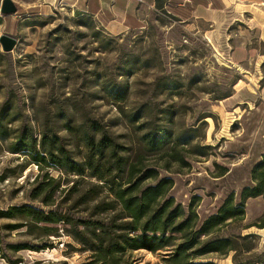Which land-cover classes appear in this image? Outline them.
I'll use <instances>...</instances> for the list:
<instances>
[{"label":"rangeland","instance_id":"374dc122","mask_svg":"<svg viewBox=\"0 0 264 264\" xmlns=\"http://www.w3.org/2000/svg\"><path fill=\"white\" fill-rule=\"evenodd\" d=\"M236 3L264 16V0ZM192 24L157 20L113 35L91 18L57 12L0 26V36L17 41L10 53L0 48V264H90V229L117 215L106 210L112 191L147 170L157 179L140 188L172 179L168 197L191 206L198 226L230 195L241 201L264 155V41L234 23L232 45L246 39L254 53L239 63L203 23ZM22 206L65 223L2 215ZM263 214L262 197L246 199L244 219L208 239L257 233L236 261H264ZM233 255L193 262L233 264ZM159 257L126 255L131 264Z\"/></svg>","mask_w":264,"mask_h":264},{"label":"trees","instance_id":"16d2710c","mask_svg":"<svg viewBox=\"0 0 264 264\" xmlns=\"http://www.w3.org/2000/svg\"><path fill=\"white\" fill-rule=\"evenodd\" d=\"M134 172L135 167L131 165L130 175ZM157 176V171L147 170L128 188L112 191L113 200L107 204L106 210L116 212L117 215L106 224H93L90 229L88 250L93 252L94 259L90 264H131L126 255L134 251L159 254L158 264H214L194 263L193 260L211 254L226 256L230 252L234 254L233 264H264V261H236L240 252L246 254L254 249L252 245L242 244L246 240H254V234L208 239L221 228L244 219L246 199L262 197L264 201V155L252 169L253 186L242 190L241 201L234 204L233 195H230L217 212L200 226L197 225V216L191 206L185 211L172 197H168L173 187L172 179L163 178L154 185L140 188L141 182L155 180ZM16 213L24 214L34 222L65 223V216L55 218L53 213L45 214L27 206L12 207L2 215L10 218ZM261 222L257 226L259 229L263 228L264 214Z\"/></svg>","mask_w":264,"mask_h":264},{"label":"crops","instance_id":"0c3cea01","mask_svg":"<svg viewBox=\"0 0 264 264\" xmlns=\"http://www.w3.org/2000/svg\"><path fill=\"white\" fill-rule=\"evenodd\" d=\"M55 1L58 0H12L16 6V13L0 14V26L13 27L18 22L53 16L57 13L53 9ZM61 1L64 6L61 14L76 18H91L113 35L142 30L157 20H163L170 27L177 26L185 29L191 28L192 23L201 22L206 26L202 30L205 36L209 35L214 43L220 44L223 49L228 48L226 52L229 57L237 59L239 63L253 58L254 53L247 47L246 39L232 45V38L239 36L231 33L234 23L244 24L247 33L257 30L259 38L264 41V16L247 9L250 5L237 4L239 0ZM238 6L242 9L237 8Z\"/></svg>","mask_w":264,"mask_h":264},{"label":"water","instance_id":"95a60500","mask_svg":"<svg viewBox=\"0 0 264 264\" xmlns=\"http://www.w3.org/2000/svg\"><path fill=\"white\" fill-rule=\"evenodd\" d=\"M16 13V6L12 0H2L0 5V14L12 15ZM17 41L15 38L8 35L0 36V48L4 53H10L16 47Z\"/></svg>","mask_w":264,"mask_h":264},{"label":"built area","instance_id":"2783aa9c","mask_svg":"<svg viewBox=\"0 0 264 264\" xmlns=\"http://www.w3.org/2000/svg\"><path fill=\"white\" fill-rule=\"evenodd\" d=\"M53 9L59 13L64 11V6L61 0L55 1Z\"/></svg>","mask_w":264,"mask_h":264}]
</instances>
